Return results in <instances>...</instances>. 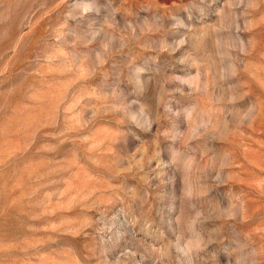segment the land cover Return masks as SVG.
<instances>
[{
    "label": "rangeland",
    "instance_id": "1",
    "mask_svg": "<svg viewBox=\"0 0 264 264\" xmlns=\"http://www.w3.org/2000/svg\"><path fill=\"white\" fill-rule=\"evenodd\" d=\"M0 264H264V0H0Z\"/></svg>",
    "mask_w": 264,
    "mask_h": 264
}]
</instances>
